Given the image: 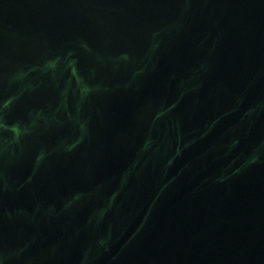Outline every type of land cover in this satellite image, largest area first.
Listing matches in <instances>:
<instances>
[{"label":"water","instance_id":"obj_1","mask_svg":"<svg viewBox=\"0 0 264 264\" xmlns=\"http://www.w3.org/2000/svg\"><path fill=\"white\" fill-rule=\"evenodd\" d=\"M0 264H264V0H0Z\"/></svg>","mask_w":264,"mask_h":264}]
</instances>
